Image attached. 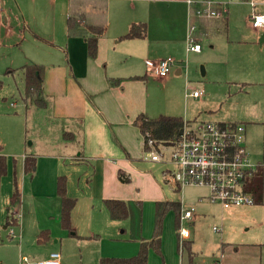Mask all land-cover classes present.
I'll return each instance as SVG.
<instances>
[{
  "label": "crops",
  "instance_id": "obj_1",
  "mask_svg": "<svg viewBox=\"0 0 264 264\" xmlns=\"http://www.w3.org/2000/svg\"><path fill=\"white\" fill-rule=\"evenodd\" d=\"M19 1L21 5L26 4L31 9H36L40 6L41 0ZM209 1L204 0L200 4L189 5L186 0H106L107 31L99 39L98 53L95 58L89 56L87 42L83 36L70 37L68 35L67 19L70 0L61 3L60 6L57 3L50 6V12L42 19L43 30L37 31L35 28H30L34 35V42L29 49L27 63L23 66L36 64L45 68L43 90L47 106L40 110L44 111L51 124L62 128L60 134L62 144L66 147L73 146L74 152L79 151L78 155L70 154L72 159L92 166L91 185L83 198L88 206L80 207V200L77 202L72 212V229L67 230L69 231L67 236L56 238L50 226H40L37 229L38 237L42 231L48 230L49 238L42 241L45 244V251L38 259L35 258L34 262L47 258L52 252H60L61 264H73L65 245L71 242L81 250L87 248L86 242H93L89 259L95 258L99 264L103 257L133 256L139 252L143 238L153 237L157 202L179 201L182 207L195 205H186L182 198L172 196V193L180 195L184 192V188L180 189L171 181H167L166 172L170 168L169 165L152 161L148 157L150 149L145 148L143 135L134 125V120L138 115L145 114L154 118L157 117L155 115L161 113L160 111H163L167 114L160 115L179 116L186 121L243 123L246 126L245 145L250 154L249 122L234 119L239 116L238 114L234 116L215 114L216 107H213V104L207 100V92L199 88L197 84L196 88L202 90L203 95L199 98L186 95L187 85L192 82L187 78V74L186 76L183 74L184 68L180 64L182 61L180 57L184 49L188 48L192 25L198 26L196 31L199 29L202 39L217 36L225 38L221 58L217 67L212 71L217 81H233L235 77H232L230 67L231 69L236 66L241 67L245 73L238 81H245L240 84L243 90L245 86L255 85L253 82H248L252 77H261L264 74V28L257 29L260 30L257 31V35L253 34L259 37L260 41L257 39L256 42H251L241 38L243 34L241 31H230L229 29L227 14L229 10L222 19L204 21L203 24L198 23L194 7H206L207 2L211 4ZM255 1L257 5L259 0ZM3 3L0 0V5ZM19 8L25 15L22 6ZM250 8L252 11L256 10L251 6ZM95 14L94 11L92 16L95 17ZM221 20L226 21L225 32L219 24ZM142 22L147 24V34L144 38L122 39L133 23ZM260 35H262L261 38ZM253 43L258 46L256 47ZM190 52L199 51L187 50V53ZM168 57L176 61V66L172 67L166 78L160 79L147 73L146 61H157ZM207 69L208 72L202 73L203 76L210 73L209 68ZM12 70L14 69H10L9 73H12ZM110 78H119L122 81L118 85L110 86ZM179 83L181 93L185 90L181 108L170 112L168 110L159 111L158 105H152L151 108L148 106L149 100L153 104L155 90L161 89L168 95V89ZM25 107L27 116L31 107L35 106ZM65 141L68 142L67 145ZM3 148L0 144V151ZM31 153L25 150L23 158L25 159V156ZM44 157L48 160L46 163L52 167L47 184L50 186L49 194L56 195L59 199L56 201V209L59 206L57 215L60 220L61 203L57 194V178L61 175L60 155L47 153ZM250 158L252 159L251 154ZM257 164L259 167L262 165L261 162ZM120 170L130 178V182L124 183L119 179ZM107 199L125 201L128 205L129 217L132 207H138L140 210L139 225L133 228L129 217L126 220H112L104 204ZM196 199L219 204L209 199L207 194L200 195ZM259 205L264 206V202L230 209H224L222 205L221 207L223 211L232 210L228 213L232 215L233 211L257 213ZM9 207L8 215L10 211L15 214V211ZM194 207L195 212L191 223L195 222L198 215L196 205ZM14 216L21 227L19 217ZM50 216L53 217V215ZM252 223L258 227L263 224L258 223L256 219H253ZM82 225L88 230H81ZM179 228L176 224V213L173 210L168 212L163 223L161 250L157 252L150 249L148 264H184V242H191L192 251L196 256L198 255V252L193 250L191 236L183 240V243L181 242ZM12 234L15 237L16 234L13 232ZM21 234L20 231L19 236ZM263 245L264 242L247 241L241 246L252 247V250H255L254 248ZM187 262L189 264V260ZM213 264H225V261L216 259Z\"/></svg>",
  "mask_w": 264,
  "mask_h": 264
},
{
  "label": "rangeland",
  "instance_id": "obj_2",
  "mask_svg": "<svg viewBox=\"0 0 264 264\" xmlns=\"http://www.w3.org/2000/svg\"><path fill=\"white\" fill-rule=\"evenodd\" d=\"M2 1L4 3L0 5V144L4 148L0 154L7 157L8 168L2 179L0 194V264H26L23 260L24 257L33 261L45 251V244L38 241L37 229L40 226L53 228V234L58 239L61 236H67L69 233L62 227L59 215H57L59 206L56 209V201L59 199L56 195L49 194L50 186L47 184V180L52 167L46 163L48 160L44 155L47 153L60 155V174L65 175L67 180L69 179L68 196L77 199V202L80 200V207L88 206L83 198L91 185L92 166L78 163L72 159L70 154L78 155L79 151L74 152L73 146L66 147L62 144L60 135L62 128L51 124L43 110L31 107L28 115H25L26 105L21 98L24 92L22 75L19 71L14 74L9 73L10 69L20 68L27 63L28 52L34 42V35L30 28H35L37 31L43 30L42 19L44 15L50 12V6L54 3L60 6L67 0H41L40 6H37L36 9H31L26 4L21 5L19 0ZM192 1L194 4H200L204 0ZM209 2L213 7L222 5L224 9L229 10L227 14L230 31H241L243 33L241 38L251 42H256L259 39L253 34L257 35V31L260 30L254 29L247 21L252 9L246 1L210 0ZM257 2L255 11L264 13V0ZM19 6L25 10V15ZM202 8L200 6L194 7L196 19L201 21L219 20L226 15L223 12L219 17L208 16L207 11L199 14L198 11ZM52 11H55L54 7ZM197 28L198 26L193 31L194 33ZM32 30L36 32L34 29ZM200 45L202 50L199 52L187 53L186 48L184 49L180 57L182 60L180 64L184 68L183 74L185 76L187 74L192 85H198L199 88H203L207 92V100L213 104V107H216L217 112L215 114L219 116L238 114L239 116L234 119L249 122L248 141L251 160L255 164L261 162L263 167L264 74L261 77H252L251 81L248 82H253L255 85L245 86L243 90L240 84L245 81H238L243 78L245 73L241 67L236 66L233 69L230 67L232 77H235L233 81H217L212 71L217 67L221 58L225 38L223 36L211 39L203 38ZM253 45L258 46L255 43ZM175 66L176 61L173 67ZM202 68L206 72L209 68L210 73L203 76ZM167 92L168 95L163 93L161 89L155 90L153 104L149 100L148 106L151 108L152 105H158L159 111L168 110L170 112L181 108L183 97L185 98V90L181 93V84L173 85ZM160 112L155 116L167 114L163 111ZM65 143L67 145L68 142L65 141ZM25 150L38 157L37 170L33 176L26 173L24 169L23 154ZM17 188L19 198L12 210L15 211L14 215L19 217L21 227L18 225L5 228L10 198ZM208 193L207 188L194 186L184 188V192H181L180 195L172 193L173 197L182 198L184 204H195L197 207L198 215L195 222L183 220L179 228L181 240V236L184 235V232L183 235L181 234L182 229L189 231V236L193 241V250L198 252L196 262L198 264H213L214 260L221 259L225 261V264H264V245L254 248L255 250H252V247L241 246L243 242L247 241L264 242V206L259 205L257 213L233 211L232 215H229L228 213L232 210L223 211L219 204L196 199L198 196L208 195ZM132 208L129 221H131L133 228H136L140 221V210L138 207ZM172 215L175 216L173 212ZM253 219L263 224L260 227L254 226ZM214 227H217L219 231H215ZM82 228L81 230H88L84 225ZM20 231L22 237L19 236ZM12 232L16 234L15 237ZM72 243H65V245L73 264H99L95 258L89 259L93 242H86L87 248L85 250L76 248V245ZM187 260L185 251L184 264H188Z\"/></svg>",
  "mask_w": 264,
  "mask_h": 264
},
{
  "label": "trees",
  "instance_id": "obj_3",
  "mask_svg": "<svg viewBox=\"0 0 264 264\" xmlns=\"http://www.w3.org/2000/svg\"><path fill=\"white\" fill-rule=\"evenodd\" d=\"M96 12V16L92 14ZM107 2L106 0H70L69 15L67 19L68 35L83 36L87 42L88 54L95 58L98 53V43L102 35L107 31ZM198 23L203 24L204 21ZM213 21V20H211ZM226 21L221 20V28L224 32L227 29ZM200 24V25H201ZM147 34L146 23H133L126 35L122 39L144 38ZM196 43L203 40L199 34V29L193 34ZM44 66L36 64H28L20 69H14L11 72L19 71L22 75L24 83V92L21 96L26 106H35L39 109H44L47 106V100L43 90ZM122 79L110 78V86L120 84ZM185 120L183 117L159 115L151 118L145 114L138 115L134 120V125L141 131L145 148L148 150V141L153 140L155 147L160 149L161 146L175 147L181 138ZM37 167V156L33 153L25 156L24 169L25 172L33 176ZM8 163L7 157L0 154V194L2 179L7 173ZM119 179L124 182H130V178L125 176L120 170L118 172ZM246 191L254 195L255 203L262 204L264 202V167L260 166L253 172L248 174L246 179ZM177 191H179L177 189ZM57 194L61 203L60 222L64 229H72V212L76 206L77 200L68 196V180L65 175L58 176L57 179ZM19 198L18 188L10 198V209L17 203ZM104 204L109 211L112 220H126L129 217L128 205L123 200L107 199ZM176 213V224L179 228L180 212L182 205L179 201H161L156 203V217L153 237L151 239H142L140 242L139 252L132 257H103L101 264H148V254L150 249L157 252L161 250V240L163 233V223L168 212ZM18 220L14 213L10 211L6 226H17ZM49 238V231H42L39 234V242ZM183 249L187 252L189 264H196V255L192 251L191 242H184Z\"/></svg>",
  "mask_w": 264,
  "mask_h": 264
},
{
  "label": "built area",
  "instance_id": "obj_4",
  "mask_svg": "<svg viewBox=\"0 0 264 264\" xmlns=\"http://www.w3.org/2000/svg\"><path fill=\"white\" fill-rule=\"evenodd\" d=\"M193 5L192 0H186ZM255 9V0H246ZM207 11L208 16L219 17L227 10L222 5L213 7L208 4L198 11ZM254 29L264 28V14L252 11L248 18ZM195 26L190 27L188 51H200L199 43L193 38ZM172 57L157 61H146L147 73L157 78H166L174 65ZM187 96L199 98L203 91L188 83ZM246 126L243 123H218L214 121H186L178 145L175 147H155L153 140L148 141L150 160L169 165L166 172L167 181L183 189L188 186L204 187L209 190L208 198L222 205L224 209L233 207L252 206L255 204L254 195L246 191L248 174L259 168V164L252 162L245 145ZM168 153V154H165ZM195 207H182L180 221L191 220ZM215 231H219L217 227ZM184 232V235H183ZM182 240L189 237V231L182 229ZM26 264H61L60 252H52L39 261L23 259Z\"/></svg>",
  "mask_w": 264,
  "mask_h": 264
},
{
  "label": "water",
  "instance_id": "obj_5",
  "mask_svg": "<svg viewBox=\"0 0 264 264\" xmlns=\"http://www.w3.org/2000/svg\"><path fill=\"white\" fill-rule=\"evenodd\" d=\"M202 73L205 74V70H204V68H202Z\"/></svg>",
  "mask_w": 264,
  "mask_h": 264
}]
</instances>
